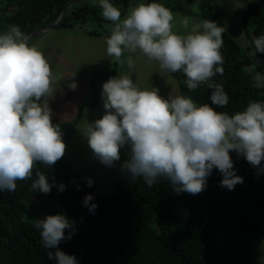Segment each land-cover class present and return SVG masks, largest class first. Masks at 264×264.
<instances>
[{"label": "clouds", "instance_id": "9594fccd", "mask_svg": "<svg viewBox=\"0 0 264 264\" xmlns=\"http://www.w3.org/2000/svg\"><path fill=\"white\" fill-rule=\"evenodd\" d=\"M95 2L102 16L112 22L110 35L105 37L108 56L123 64L125 52L139 50L162 70L182 72L189 90L206 85L211 104L223 107L228 103L223 84L213 79L224 71L220 50L225 29L217 22L203 19L196 23L184 16L179 23L185 31L180 34L173 31L174 13L154 0L131 7L123 18L109 0ZM28 40L18 25H9L0 33V191L14 192L18 180L32 178L37 163L52 168L66 151L62 129L53 123L47 103L53 95L50 65ZM253 44L247 71L252 74L253 87L264 89V72L256 70L260 63L256 53H264V35L254 38ZM127 63L133 67L131 56ZM76 87L74 80L68 83L69 89ZM101 100L104 113L87 122L82 133L93 158L113 167L127 146L130 156L121 170L132 179L142 177L149 187L166 178L175 193L197 195L205 190L215 168L222 176L220 186L234 190L243 177L236 174L231 152L258 173L264 172V101H249L244 110L229 115L187 96L164 98L155 87L141 89L127 75L103 82ZM35 176L33 192L48 194L53 186L58 191L66 188L45 172L36 171ZM84 180L92 187L90 177ZM82 206L95 212L92 194L84 196ZM34 226L48 259L56 264H78L75 255L58 247L74 235V221L57 213L35 220Z\"/></svg>", "mask_w": 264, "mask_h": 264}, {"label": "trees", "instance_id": "16d2710c", "mask_svg": "<svg viewBox=\"0 0 264 264\" xmlns=\"http://www.w3.org/2000/svg\"><path fill=\"white\" fill-rule=\"evenodd\" d=\"M68 1L1 0L0 26L18 25L23 33L29 35L35 29L53 23ZM130 1L109 0L119 8L122 16ZM194 1L197 0H184L183 3ZM149 2L153 0L146 1ZM197 6L201 20L210 19L225 29L220 50L224 57L221 65L224 71L213 79L223 84L229 101L223 107L213 105L206 85L189 90L182 72H170L178 82L180 94L229 115L244 110L249 101H264V89L253 87L252 74L247 71L252 63L251 53L242 49L227 32L212 0H198ZM170 7L183 9L179 2H173ZM100 12L97 6L79 0L70 6L57 27H82L90 20L99 24L109 22ZM241 24L254 47V38L264 35V0H251L246 4ZM86 32L91 35L102 33L94 29ZM258 58L264 60V53L257 52ZM116 65L114 61L112 68L101 78L113 77ZM256 70L264 72V65ZM99 77L95 74L91 81V96L87 102L90 107L98 102L95 80ZM82 108L83 105L79 111ZM77 119L78 115L72 120L52 117L53 123L61 127L64 141L73 133ZM230 155L236 174L243 177V183L237 184L234 190L220 186L222 176L215 168L207 178L205 190L197 195L175 193L166 178H159L149 187L142 177L132 179L125 173L123 182L117 184L111 194L92 195L97 205L94 213L82 206L84 196L91 194L95 186L94 181L92 187H88L85 180L73 173L64 158L52 168L37 163L32 178L18 180L14 192L0 191V264H56L54 259H48L39 230L34 226L35 221L23 218L35 210L38 198L43 199L44 209L40 219L49 214L63 213L74 221V235L61 241L58 247L75 255L78 264H213L203 256L210 249V238L215 229L247 237L259 229L252 217L264 213V172L258 173L236 153L231 152ZM129 156L127 146L120 150L121 161ZM36 171L45 172L50 180L54 176L57 185H66L65 190L58 191V187L53 186L48 194L33 192L31 184L36 179ZM67 232L65 230L66 235Z\"/></svg>", "mask_w": 264, "mask_h": 264}, {"label": "rangeland", "instance_id": "374dc122", "mask_svg": "<svg viewBox=\"0 0 264 264\" xmlns=\"http://www.w3.org/2000/svg\"><path fill=\"white\" fill-rule=\"evenodd\" d=\"M146 1L131 0L122 18L131 7ZM249 1L251 0H212L223 19L227 32L242 49L252 53L255 48L241 24L242 12ZM80 2L95 5L102 13V9L95 0H80ZM154 2L164 5L174 13L173 31L175 32L184 33L185 30L179 23L184 16L192 17L193 22L196 23L201 21L198 0L190 4L183 3L184 0H155ZM173 2H179L184 10L172 9L170 4ZM9 25L11 24L1 25L0 33L6 31ZM111 27V21L99 24L96 20H90L82 27L72 29L55 27L28 42L43 53L52 71L53 95L47 100L52 110V117L59 120H72L78 115L73 133L64 141L66 151L63 158L81 180L90 177L95 182L92 195L111 194L125 177L120 167L123 161H116L113 167L100 163L93 158L87 141L82 136L86 123L99 118L105 111L101 91L102 83L107 79L101 78V75L106 74L115 61L106 51L105 37ZM89 29L102 33L91 35L86 32ZM129 56L133 60L131 68L127 63ZM122 59L124 63L117 62L114 76L127 75L141 89L155 87L159 90V95L164 98L181 95L176 78L170 72L162 70L157 61L149 60L139 50L135 53L125 52ZM258 60L260 61L258 66L264 65L263 59L258 58ZM95 74L100 76L95 80L98 102L90 107L87 102L91 96V81ZM73 80L77 84L74 91L68 88V83ZM82 105L83 108L79 111ZM42 200V198L35 200V210L25 214L23 216L25 220L40 219L44 213ZM252 221L258 225L259 229L247 237H240L216 228L210 238V249L203 256L204 259L213 264H264V213L254 215Z\"/></svg>", "mask_w": 264, "mask_h": 264}, {"label": "water", "instance_id": "95a60500", "mask_svg": "<svg viewBox=\"0 0 264 264\" xmlns=\"http://www.w3.org/2000/svg\"><path fill=\"white\" fill-rule=\"evenodd\" d=\"M79 0H69L65 6L63 7L61 13L59 14V16L56 18V20L49 24V25H45L43 27H39L37 29H35L34 31H32L28 36L29 40L28 42L33 39L34 37H36L37 35L47 31V30H50V29H53L55 27H57L62 21L63 19L65 18V15H66V12L67 10L70 8V6H72L73 4H75L76 2H78Z\"/></svg>", "mask_w": 264, "mask_h": 264}]
</instances>
